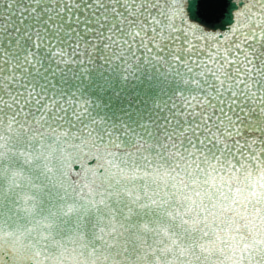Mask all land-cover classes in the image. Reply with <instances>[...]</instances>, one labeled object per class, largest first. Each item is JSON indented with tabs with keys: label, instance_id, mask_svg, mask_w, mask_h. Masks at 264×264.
I'll return each mask as SVG.
<instances>
[{
	"label": "snow or ice",
	"instance_id": "snow-or-ice-1",
	"mask_svg": "<svg viewBox=\"0 0 264 264\" xmlns=\"http://www.w3.org/2000/svg\"><path fill=\"white\" fill-rule=\"evenodd\" d=\"M185 3L0 0V264H264V0L233 2L220 35ZM69 24L102 38L101 63L159 64L197 91L137 130L109 125L32 74L47 53L93 63ZM83 149L97 167L73 175Z\"/></svg>",
	"mask_w": 264,
	"mask_h": 264
},
{
	"label": "water",
	"instance_id": "water-1",
	"mask_svg": "<svg viewBox=\"0 0 264 264\" xmlns=\"http://www.w3.org/2000/svg\"><path fill=\"white\" fill-rule=\"evenodd\" d=\"M233 2L239 3V0H186L187 22L199 27L205 34L226 33L229 25L233 23V14L240 11L237 8L239 6ZM193 3L194 5L189 11L188 6ZM87 7L92 8L94 5L89 4ZM76 15L83 20L90 13L85 9L83 12H77ZM68 27L73 28L67 29L65 26L69 31L80 28L79 35L81 37L80 40L72 37L69 44L73 43V47L79 46L82 53L85 52V49L87 50V54L77 55L76 60L91 59L93 63L59 65L51 58V53H47V57L42 61L40 72L36 73L32 66V74L36 77L38 84H43L50 93L76 94L75 100L81 104L89 103L92 114L111 126L117 128L126 126L137 130L143 127L147 121L154 119L157 112L162 115L166 114L163 113V106L170 104L172 100L179 103L181 93L187 95V93L194 94L197 91L195 85L185 83L176 72L165 69L159 64L140 62V65L129 73L120 63H101L100 57L103 49L102 46L97 45L102 38L88 36L83 33V27L79 25L69 24ZM92 31H97V29L92 28ZM86 40L89 42L93 40L97 43L96 45L88 44ZM40 51L43 53V49ZM140 52L143 54L142 49ZM92 53H96V55H92ZM189 76L191 77V74ZM200 79L203 80V78ZM201 91L206 92V89ZM173 111L175 110L173 109ZM249 119L255 120L256 117L249 116ZM250 138L259 139V134L256 133ZM124 139L127 142V137ZM21 151L25 150L21 149ZM83 151L86 158L82 156L80 160L71 165L73 175L79 173L82 168L97 167V161L93 160L95 153L88 154V149H83ZM213 182H215V178H213ZM151 214L150 206L145 210V216ZM141 218L136 217V219ZM68 226H72V221H69ZM91 232L90 223L89 236H91Z\"/></svg>",
	"mask_w": 264,
	"mask_h": 264
}]
</instances>
